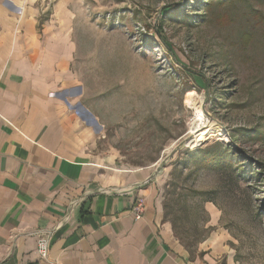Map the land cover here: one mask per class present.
<instances>
[{"label": "rangeland", "instance_id": "374dc122", "mask_svg": "<svg viewBox=\"0 0 264 264\" xmlns=\"http://www.w3.org/2000/svg\"><path fill=\"white\" fill-rule=\"evenodd\" d=\"M35 2L80 31L95 152L149 176L191 256L264 264V0Z\"/></svg>", "mask_w": 264, "mask_h": 264}, {"label": "crops", "instance_id": "0c3cea01", "mask_svg": "<svg viewBox=\"0 0 264 264\" xmlns=\"http://www.w3.org/2000/svg\"><path fill=\"white\" fill-rule=\"evenodd\" d=\"M79 35L44 20L35 0H0V264H53L38 253L44 229L59 264H215L176 239L149 176L95 152Z\"/></svg>", "mask_w": 264, "mask_h": 264}, {"label": "built area", "instance_id": "2783aa9c", "mask_svg": "<svg viewBox=\"0 0 264 264\" xmlns=\"http://www.w3.org/2000/svg\"><path fill=\"white\" fill-rule=\"evenodd\" d=\"M134 192L133 190H129L128 193ZM134 206H133V212L135 217L141 218L142 213L145 211L146 208V202H145V197L142 194H137L134 197ZM37 236V248H38V253L40 255V258L45 261H49L53 264H59L56 261H51L50 260V240L52 236V231L49 229H44V230H37L34 232Z\"/></svg>", "mask_w": 264, "mask_h": 264}, {"label": "bare ground", "instance_id": "6f19581e", "mask_svg": "<svg viewBox=\"0 0 264 264\" xmlns=\"http://www.w3.org/2000/svg\"><path fill=\"white\" fill-rule=\"evenodd\" d=\"M193 93V92H192ZM188 103H192V100L191 99H189L188 100ZM202 115V114H201ZM203 117V116H202ZM200 118V117H199ZM198 118V119H199ZM204 118V117H203ZM202 119V118H201ZM202 121V120H201ZM200 121V122H201ZM202 123V122H201ZM197 126H198V124H197ZM208 131H209V129L207 128L206 130H203L201 133H199L198 134V139H197V141H202L203 140V138H204V135L205 134H207L208 133Z\"/></svg>", "mask_w": 264, "mask_h": 264}, {"label": "water", "instance_id": "95a60500", "mask_svg": "<svg viewBox=\"0 0 264 264\" xmlns=\"http://www.w3.org/2000/svg\"><path fill=\"white\" fill-rule=\"evenodd\" d=\"M162 162V165L165 163L164 161H161ZM159 169V168H158Z\"/></svg>", "mask_w": 264, "mask_h": 264}, {"label": "trees", "instance_id": "16d2710c", "mask_svg": "<svg viewBox=\"0 0 264 264\" xmlns=\"http://www.w3.org/2000/svg\"><path fill=\"white\" fill-rule=\"evenodd\" d=\"M197 1V0H196Z\"/></svg>", "mask_w": 264, "mask_h": 264}]
</instances>
